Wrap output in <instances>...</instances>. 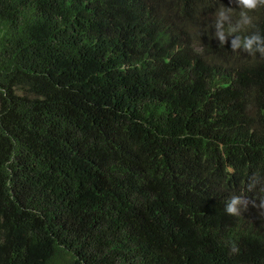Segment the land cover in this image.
Here are the masks:
<instances>
[{"label":"trees","instance_id":"obj_1","mask_svg":"<svg viewBox=\"0 0 264 264\" xmlns=\"http://www.w3.org/2000/svg\"><path fill=\"white\" fill-rule=\"evenodd\" d=\"M242 10L0 0V264H264V56L232 47L264 43V5Z\"/></svg>","mask_w":264,"mask_h":264},{"label":"clouds","instance_id":"obj_2","mask_svg":"<svg viewBox=\"0 0 264 264\" xmlns=\"http://www.w3.org/2000/svg\"><path fill=\"white\" fill-rule=\"evenodd\" d=\"M238 3L242 6V11L239 13L240 16L245 17L244 19V24L250 25L252 23L251 17L248 16V12H251L255 9L258 8L260 5H264V0H238ZM226 12H233L234 10L231 8H226L222 6L217 13L218 15V24L217 26L220 27V22L223 20L227 19L225 13ZM238 29L237 26L229 25L226 29H222L216 33L217 36H219L221 46H223L225 40H226V35H231L233 32H236ZM241 44H243V47L245 51L251 53L254 55V45H256L259 48V51L262 56H264V43H261V36L259 34H253L251 36H243L238 37L237 39H234L232 41V47L233 49H236L239 47ZM248 201L242 200L241 196H236L233 195L229 202H227L225 211L229 215H234V216H239L241 214V205L243 204L245 208L248 206ZM252 206L259 208L262 213H264V198L261 199L260 204H256L255 200L251 201Z\"/></svg>","mask_w":264,"mask_h":264}]
</instances>
